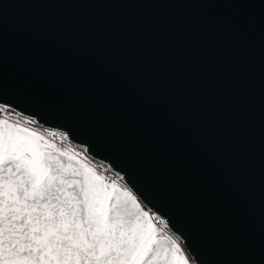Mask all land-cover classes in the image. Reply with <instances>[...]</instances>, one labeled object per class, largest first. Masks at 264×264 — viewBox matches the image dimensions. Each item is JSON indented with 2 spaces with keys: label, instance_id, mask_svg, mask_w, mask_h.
Returning a JSON list of instances; mask_svg holds the SVG:
<instances>
[{
  "label": "water",
  "instance_id": "95a60500",
  "mask_svg": "<svg viewBox=\"0 0 264 264\" xmlns=\"http://www.w3.org/2000/svg\"><path fill=\"white\" fill-rule=\"evenodd\" d=\"M5 102L125 176L193 264H264V0H0Z\"/></svg>",
  "mask_w": 264,
  "mask_h": 264
},
{
  "label": "snow or ice",
  "instance_id": "6c2138e0",
  "mask_svg": "<svg viewBox=\"0 0 264 264\" xmlns=\"http://www.w3.org/2000/svg\"><path fill=\"white\" fill-rule=\"evenodd\" d=\"M113 172L0 103V264H193L170 220Z\"/></svg>",
  "mask_w": 264,
  "mask_h": 264
},
{
  "label": "rangeland",
  "instance_id": "374dc122",
  "mask_svg": "<svg viewBox=\"0 0 264 264\" xmlns=\"http://www.w3.org/2000/svg\"><path fill=\"white\" fill-rule=\"evenodd\" d=\"M58 143V142H57ZM91 160V159H90ZM94 162V161H93ZM94 163H96V164H100V163H97V162H94Z\"/></svg>",
  "mask_w": 264,
  "mask_h": 264
},
{
  "label": "bare ground",
  "instance_id": "6f19581e",
  "mask_svg": "<svg viewBox=\"0 0 264 264\" xmlns=\"http://www.w3.org/2000/svg\"><path fill=\"white\" fill-rule=\"evenodd\" d=\"M98 163V162H97ZM101 164V163H100ZM105 165V164H104ZM113 174H115V172L113 173Z\"/></svg>",
  "mask_w": 264,
  "mask_h": 264
},
{
  "label": "built area",
  "instance_id": "2783aa9c",
  "mask_svg": "<svg viewBox=\"0 0 264 264\" xmlns=\"http://www.w3.org/2000/svg\"><path fill=\"white\" fill-rule=\"evenodd\" d=\"M58 143H60V141H57Z\"/></svg>",
  "mask_w": 264,
  "mask_h": 264
}]
</instances>
